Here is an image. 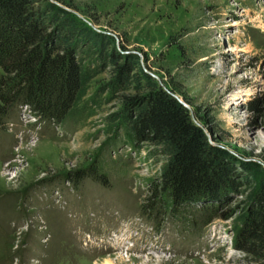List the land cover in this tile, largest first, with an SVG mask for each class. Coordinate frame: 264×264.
I'll return each mask as SVG.
<instances>
[{
	"label": "rangeland",
	"instance_id": "374dc122",
	"mask_svg": "<svg viewBox=\"0 0 264 264\" xmlns=\"http://www.w3.org/2000/svg\"><path fill=\"white\" fill-rule=\"evenodd\" d=\"M46 1L112 37L179 100L224 186L180 205L154 195L162 157L107 127L122 99L147 91L91 102L106 67L79 118L59 125L20 101L1 117L0 264H264L235 236L264 180V0Z\"/></svg>",
	"mask_w": 264,
	"mask_h": 264
},
{
	"label": "trees",
	"instance_id": "16d2710c",
	"mask_svg": "<svg viewBox=\"0 0 264 264\" xmlns=\"http://www.w3.org/2000/svg\"><path fill=\"white\" fill-rule=\"evenodd\" d=\"M106 67L113 76L91 102L105 92L147 91L141 98L122 99L121 108L107 117V127L113 134L122 130L136 148L152 146L149 158L162 157L152 180L154 195L180 205L216 194L218 183L224 184L210 175L215 161L207 159L212 151L202 130L179 100L143 73L136 56L124 55L112 37L46 0H0V123L18 101L35 117L59 125L79 118L92 81ZM252 173L255 178L256 170ZM249 199L235 229L236 245L264 263L263 179Z\"/></svg>",
	"mask_w": 264,
	"mask_h": 264
},
{
	"label": "bare ground",
	"instance_id": "6f19581e",
	"mask_svg": "<svg viewBox=\"0 0 264 264\" xmlns=\"http://www.w3.org/2000/svg\"><path fill=\"white\" fill-rule=\"evenodd\" d=\"M118 260L122 262L123 259L119 258ZM104 264H111V263H110V261H106Z\"/></svg>",
	"mask_w": 264,
	"mask_h": 264
}]
</instances>
